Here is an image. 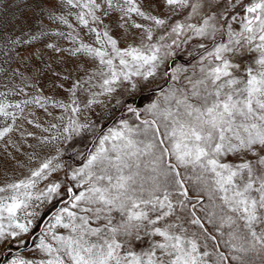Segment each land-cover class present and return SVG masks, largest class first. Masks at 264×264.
<instances>
[{
  "label": "snow or ice",
  "instance_id": "obj_1",
  "mask_svg": "<svg viewBox=\"0 0 264 264\" xmlns=\"http://www.w3.org/2000/svg\"><path fill=\"white\" fill-rule=\"evenodd\" d=\"M0 264H264V0H0Z\"/></svg>",
  "mask_w": 264,
  "mask_h": 264
}]
</instances>
